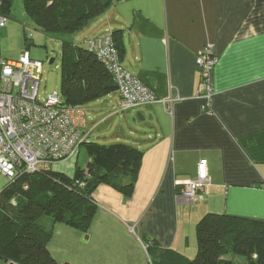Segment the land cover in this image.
Here are the masks:
<instances>
[{
  "label": "crops",
  "instance_id": "crops-1",
  "mask_svg": "<svg viewBox=\"0 0 264 264\" xmlns=\"http://www.w3.org/2000/svg\"><path fill=\"white\" fill-rule=\"evenodd\" d=\"M93 22L99 36L118 31L122 64L167 102L118 113L116 90L82 106L88 139L104 125V139L142 149L143 159L131 195L109 183L94 191L88 235L44 219L56 261L150 264L146 240H155L181 255L170 264H183L197 255L204 215L264 220V0H112L88 26ZM99 36L89 34L86 42ZM209 42L218 61L213 110L204 112L196 59ZM97 111L105 114L95 122ZM201 159L208 161L210 183L187 200L180 189L197 176ZM77 163L55 169L74 176ZM117 181L131 182L125 174Z\"/></svg>",
  "mask_w": 264,
  "mask_h": 264
},
{
  "label": "trees",
  "instance_id": "trees-1",
  "mask_svg": "<svg viewBox=\"0 0 264 264\" xmlns=\"http://www.w3.org/2000/svg\"><path fill=\"white\" fill-rule=\"evenodd\" d=\"M111 1L24 0L26 14L45 33L63 38L62 96L66 104L83 106L118 90L114 77L89 46L64 38L80 32L103 14ZM0 2L2 12L10 18L13 0ZM117 33L112 32L123 57V45ZM26 41L30 46V39ZM82 146L92 160L86 167L77 163L74 176L56 169L24 173L0 193L1 262L60 264L48 248L53 231L44 223L45 218L88 235L97 209L94 191L101 184H113L127 196L132 194L143 159L142 149L121 142L102 144L89 139ZM120 174L128 176L129 185L117 181ZM196 235L197 255L183 264H235L230 255L245 258V264H264V220L212 212L197 223ZM146 244L154 254L150 264H170L169 258L181 256L176 251L159 249L155 240H146Z\"/></svg>",
  "mask_w": 264,
  "mask_h": 264
},
{
  "label": "built area",
  "instance_id": "built-area-1",
  "mask_svg": "<svg viewBox=\"0 0 264 264\" xmlns=\"http://www.w3.org/2000/svg\"><path fill=\"white\" fill-rule=\"evenodd\" d=\"M8 20L0 2V27ZM88 43L114 77L120 98L116 112L167 102L157 98L122 64L112 32ZM214 47L207 43L196 59L201 73L198 96L203 99L204 112L213 110V70L218 61ZM42 66V61L31 59L28 50L18 60L5 59L0 53V175L10 181L24 173L55 169L58 164L78 157L88 139L86 113L81 105L66 104L58 92L40 97ZM207 165V159L199 161L197 176L188 179L180 189L182 197L194 199L210 183Z\"/></svg>",
  "mask_w": 264,
  "mask_h": 264
},
{
  "label": "rangeland",
  "instance_id": "rangeland-1",
  "mask_svg": "<svg viewBox=\"0 0 264 264\" xmlns=\"http://www.w3.org/2000/svg\"><path fill=\"white\" fill-rule=\"evenodd\" d=\"M88 24L82 32H77L75 35H65L64 38L88 48L89 43L86 42L87 35L92 34L93 37H97L101 34V30H95L97 22H93L89 26ZM26 38L30 39V46L27 45ZM62 39L56 35L45 33L42 27H39L36 21L26 14L24 0H13L10 18L5 25L0 27V53L5 59L18 60L21 54L28 50L32 60L42 61L43 63L42 83L39 89L40 97L54 92H58L62 96V56L56 54L57 52H62ZM53 58L54 62L51 64L50 61ZM87 104L89 103H85L83 106L87 108ZM104 114V111H97V113H94L95 117L93 121H98ZM90 122L88 121L87 124L91 127ZM97 132L100 138H97L95 134ZM103 134L104 125L102 127L98 126L89 141H97L102 144L112 143L111 139H104ZM71 160L78 161L80 167H86L88 163L86 148L82 146L78 157ZM9 183L10 180L7 177L0 175V193ZM229 257L235 260V264H240L244 261V258L240 256L235 257L230 255Z\"/></svg>",
  "mask_w": 264,
  "mask_h": 264
},
{
  "label": "water",
  "instance_id": "water-1",
  "mask_svg": "<svg viewBox=\"0 0 264 264\" xmlns=\"http://www.w3.org/2000/svg\"><path fill=\"white\" fill-rule=\"evenodd\" d=\"M56 54L62 56L61 52H57ZM53 62H54V58L50 61V63L52 64ZM6 263H7V261H6ZM9 264H15V263H9Z\"/></svg>",
  "mask_w": 264,
  "mask_h": 264
}]
</instances>
